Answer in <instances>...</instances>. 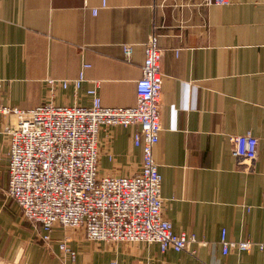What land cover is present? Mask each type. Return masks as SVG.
I'll return each mask as SVG.
<instances>
[{
	"label": "crops",
	"instance_id": "crops-1",
	"mask_svg": "<svg viewBox=\"0 0 264 264\" xmlns=\"http://www.w3.org/2000/svg\"><path fill=\"white\" fill-rule=\"evenodd\" d=\"M152 31L164 74L154 148L161 215L174 234L197 242L161 252L157 244L89 241L81 229L44 232L5 195L8 144L0 136V264H264L256 246L264 240V0H0V104L87 107L96 88L103 106L133 107ZM123 45L133 47L129 58ZM85 64L76 91L71 81ZM47 79L69 85L51 94ZM136 129L100 128V174L139 171ZM248 132L258 142L253 163L231 155V138ZM223 229L228 240L254 245L223 255ZM65 238L74 257H62Z\"/></svg>",
	"mask_w": 264,
	"mask_h": 264
},
{
	"label": "built area",
	"instance_id": "built-area-1",
	"mask_svg": "<svg viewBox=\"0 0 264 264\" xmlns=\"http://www.w3.org/2000/svg\"><path fill=\"white\" fill-rule=\"evenodd\" d=\"M227 0H204L205 5H224ZM105 7V2H102ZM93 15L97 9H93ZM132 55L131 45L122 46ZM142 75L136 82V104L111 108L102 105L96 88L88 91L87 107L56 106L51 101L32 109L6 108L0 104V136L8 144V185L5 195L20 208L24 218L50 233L55 227L83 230L93 242L157 244L161 252H180L196 239L185 232L174 234L162 218V178L154 159V148L162 131L160 102L164 74L162 51L152 31L143 47ZM90 65L82 66L71 81L78 91ZM52 94L67 81L47 79ZM2 81L0 80V93ZM101 127H136L133 145L141 150L138 172L127 176L102 175L98 169V134ZM257 139L249 132L231 138V155L253 163ZM112 160L111 157H109ZM222 253L244 252L250 240L230 241L223 229ZM264 254V240L257 243ZM62 257H74L67 238L59 243Z\"/></svg>",
	"mask_w": 264,
	"mask_h": 264
},
{
	"label": "rangeland",
	"instance_id": "rangeland-1",
	"mask_svg": "<svg viewBox=\"0 0 264 264\" xmlns=\"http://www.w3.org/2000/svg\"><path fill=\"white\" fill-rule=\"evenodd\" d=\"M68 229H70V230H75V229H73V228H68ZM77 232V231H76ZM78 232H80V231H78Z\"/></svg>",
	"mask_w": 264,
	"mask_h": 264
}]
</instances>
